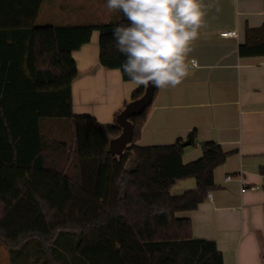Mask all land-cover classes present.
<instances>
[{"label": "trees", "instance_id": "obj_1", "mask_svg": "<svg viewBox=\"0 0 264 264\" xmlns=\"http://www.w3.org/2000/svg\"><path fill=\"white\" fill-rule=\"evenodd\" d=\"M44 2L0 0V244L10 264H224L216 243L196 239L191 219L177 213L206 200L229 153L203 143L202 157L185 164L182 140L138 145L152 103L131 118L132 144L112 154L122 129L73 112V53L97 31L100 64L131 81L113 36L122 14L105 23L41 27ZM239 55L264 57V24L246 29ZM196 134L188 138L193 144ZM190 178L196 188L172 194Z\"/></svg>", "mask_w": 264, "mask_h": 264}, {"label": "crops", "instance_id": "obj_2", "mask_svg": "<svg viewBox=\"0 0 264 264\" xmlns=\"http://www.w3.org/2000/svg\"><path fill=\"white\" fill-rule=\"evenodd\" d=\"M76 1L50 0L47 9L75 7L84 14L89 8L107 4V0ZM204 3L210 6L207 26L190 54L198 67L191 69L177 87L158 88L137 144L185 142L196 131L195 144L184 148L185 164L202 157L203 143L220 144L229 157L215 171V188L198 209L177 216L191 219L196 239L216 243L224 264H264V175L260 172L264 168V57L239 55L246 29L264 24V0ZM61 22L95 23L84 18ZM48 25L55 24L51 21ZM225 31H237L238 37H221ZM96 32L90 43L73 53L78 67L72 83L73 112L93 116L102 125H113L141 86L124 81L120 70L100 64V34ZM244 187L248 189L242 192ZM194 188L195 179L182 180L172 194ZM34 257L31 253L29 261Z\"/></svg>", "mask_w": 264, "mask_h": 264}, {"label": "clouds", "instance_id": "obj_3", "mask_svg": "<svg viewBox=\"0 0 264 264\" xmlns=\"http://www.w3.org/2000/svg\"><path fill=\"white\" fill-rule=\"evenodd\" d=\"M106 7L122 14L113 36L135 85L175 88L198 67L190 54L207 26L204 0H107Z\"/></svg>", "mask_w": 264, "mask_h": 264}, {"label": "rangeland", "instance_id": "obj_4", "mask_svg": "<svg viewBox=\"0 0 264 264\" xmlns=\"http://www.w3.org/2000/svg\"><path fill=\"white\" fill-rule=\"evenodd\" d=\"M49 1L50 0H46L45 4L43 5V10L38 20V26L41 27L47 26L48 24H50L51 21H53L55 25H62L64 23L61 22V20L67 21V19L77 21L81 18H84L100 23V22L118 20L119 18L118 17L119 11L117 10V11L109 12L105 4L98 7L94 6L92 8H89L90 10L87 13L79 14L78 12L80 11L75 7H62L58 9L53 8L48 10L47 5ZM70 2H77V1L70 0ZM116 16L117 18H115ZM5 262H7V264H10V254L9 251L4 246L0 245V264H4Z\"/></svg>", "mask_w": 264, "mask_h": 264}, {"label": "water", "instance_id": "obj_5", "mask_svg": "<svg viewBox=\"0 0 264 264\" xmlns=\"http://www.w3.org/2000/svg\"><path fill=\"white\" fill-rule=\"evenodd\" d=\"M156 87L148 86L144 95L135 101L128 103L125 109L117 117V125L122 129L119 137L113 139L110 143V151L115 156H121L127 147L132 144L134 137V125L131 118L141 116L154 101ZM191 141H185L181 144L183 148L189 146Z\"/></svg>", "mask_w": 264, "mask_h": 264}, {"label": "built area", "instance_id": "obj_6", "mask_svg": "<svg viewBox=\"0 0 264 264\" xmlns=\"http://www.w3.org/2000/svg\"><path fill=\"white\" fill-rule=\"evenodd\" d=\"M221 37H224V38H237L238 37V32L237 31H225V32H222L221 33ZM231 177H228L227 178V181H231ZM255 188H259V187H255ZM248 188L244 187L242 189V192H245Z\"/></svg>", "mask_w": 264, "mask_h": 264}]
</instances>
